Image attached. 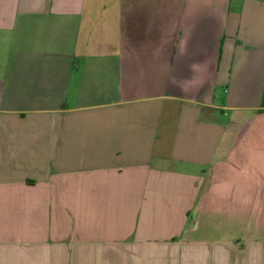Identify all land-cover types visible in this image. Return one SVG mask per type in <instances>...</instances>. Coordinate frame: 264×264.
<instances>
[{
  "label": "crops",
  "instance_id": "obj_1",
  "mask_svg": "<svg viewBox=\"0 0 264 264\" xmlns=\"http://www.w3.org/2000/svg\"><path fill=\"white\" fill-rule=\"evenodd\" d=\"M151 261L264 264V0H0V264Z\"/></svg>",
  "mask_w": 264,
  "mask_h": 264
},
{
  "label": "rangeland",
  "instance_id": "obj_2",
  "mask_svg": "<svg viewBox=\"0 0 264 264\" xmlns=\"http://www.w3.org/2000/svg\"><path fill=\"white\" fill-rule=\"evenodd\" d=\"M109 14H110V13H109ZM150 264H155V263H154L153 261H151ZM157 264H158V262H157Z\"/></svg>",
  "mask_w": 264,
  "mask_h": 264
}]
</instances>
